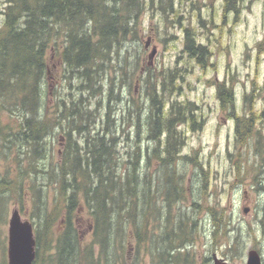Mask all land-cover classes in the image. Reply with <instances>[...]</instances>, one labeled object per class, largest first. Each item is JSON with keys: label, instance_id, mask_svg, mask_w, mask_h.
<instances>
[{"label": "trees", "instance_id": "trees-1", "mask_svg": "<svg viewBox=\"0 0 264 264\" xmlns=\"http://www.w3.org/2000/svg\"><path fill=\"white\" fill-rule=\"evenodd\" d=\"M240 2L225 0V11L238 9ZM4 5L0 136L5 141L19 139L34 173L40 170L35 162L47 157L46 141L56 129L62 130L66 141L57 166L45 170L50 183H55L54 200L45 202L42 197L49 182L35 191L33 264H141L138 257L143 252L151 256L152 264H199L188 247L196 241L198 222L193 214L198 208L210 212L213 236L222 230L228 238L224 253L235 263L232 250L238 238L230 241L229 235L238 233L230 227L228 213L214 203L209 206L193 199L188 204L191 197L183 184L184 173L177 168L179 159L200 167L204 188L209 171L196 152L181 154L186 135L180 125L188 122L196 129L202 122L194 103L169 97L182 88L178 68L154 73L155 57L152 64L149 56L145 62L146 42L138 34V20L147 0H4ZM164 6V12L174 11L171 0ZM193 35L185 29L184 51L204 67L210 62L209 46L196 43ZM258 47L264 49V38ZM57 64L68 90L51 104L46 101L47 83L51 67ZM140 65L147 76H141ZM75 80L79 82L74 85ZM137 81L146 88L145 101L135 93ZM126 90L130 98L125 97ZM91 97L99 99L94 102ZM218 97L233 110L240 143L260 132L257 120L264 119V112L260 116L239 112L227 82L220 83ZM125 108L127 125L136 127L137 137L141 138L145 125L147 141L156 142L147 155L140 143L128 152L129 158L118 150L116 123L125 117L117 116ZM2 115L13 118L17 129L3 122ZM155 158L158 165L152 168ZM27 169H21L22 174ZM0 181L12 192L24 183L18 176H2ZM259 187L264 193L263 180ZM82 208L90 213V240L83 236ZM261 221L264 231V213ZM130 248L135 252L132 262Z\"/></svg>", "mask_w": 264, "mask_h": 264}, {"label": "rangeland", "instance_id": "rangeland-1", "mask_svg": "<svg viewBox=\"0 0 264 264\" xmlns=\"http://www.w3.org/2000/svg\"><path fill=\"white\" fill-rule=\"evenodd\" d=\"M167 1L147 0L148 5L138 20V34L144 42L151 37V44L144 51L145 62L148 61L152 47L155 45L158 48L152 65L154 73L178 68V73L182 75L179 80L182 88L169 97L178 103H194L195 113L202 122L196 129L188 122L180 125L186 135L181 154L196 152L198 161L209 171L206 178L208 183L204 188L200 167L184 158L179 159L177 168L180 173H184L183 184L191 197L188 204L191 205L193 199L209 206L214 203L220 211L228 213L230 227H235V232L238 233L237 236L229 235L230 241L238 238L235 251L232 250L237 256L235 263H245L251 249L261 250L264 261V231L261 221L264 193L259 189L262 180L264 183V171L259 172V168L264 167V119L257 120L260 132L250 137L248 142L240 143L235 131V120L232 118L233 110L224 106L218 97L220 83L227 82L233 88L239 112L259 116L264 112V49L260 50L258 47L264 38V0H241L238 9L236 6V10L227 12L225 0H171L174 11L166 13L163 8ZM2 24L3 15L0 14V25ZM185 29L191 30L196 43L209 46L210 62L206 66L202 67L184 51ZM59 67V64L51 67V78L47 83V103L55 104V98L61 94L64 96L68 90V81L63 76V69ZM140 67L141 65L138 70H141V76H147V70ZM78 82L75 80L72 83L75 85ZM136 86V95L145 101V86L139 81ZM125 97H131L129 90L125 91ZM98 99L91 97L94 102ZM100 107L103 109L101 104ZM2 116L3 122H9L14 125V130L17 129L13 118ZM122 116L125 118L116 123L119 128L116 132L119 137L118 150L129 158L128 152L140 143L147 155L148 147H155L156 142L147 141L146 126H142L144 132L141 138L137 137L136 127H132L131 122L127 125V109L121 110L117 118ZM62 135L65 136L62 130L56 129L48 137L47 157L35 162L40 169L37 173L33 172L32 167H28L30 160L25 154L26 149L19 146V139L14 136V142L5 141L0 136V177L13 179L18 176V180L24 182L21 188L12 192L0 181V264H8L9 220L14 209L19 208L24 219L33 221L31 216L35 206L34 199H37L35 191L47 182L49 185L41 188L43 200H54L55 183H50V173L47 171L52 166H57L60 154L63 153L66 141H61ZM157 165L158 159L155 158L152 168ZM20 168L28 169L22 174ZM162 169L158 173L161 176ZM188 210L191 211L192 208ZM196 211L193 214L198 222L196 241L188 247L195 254L197 262L214 264V254L230 261V256L224 253L227 252L228 238L223 236L222 230L213 236L214 224L206 208H198ZM80 213L83 236L90 240L92 228L89 226V210L82 208ZM129 252L128 257L132 262L134 249L130 248ZM138 258L141 264H152L151 256L147 257L144 252Z\"/></svg>", "mask_w": 264, "mask_h": 264}, {"label": "water", "instance_id": "water-1", "mask_svg": "<svg viewBox=\"0 0 264 264\" xmlns=\"http://www.w3.org/2000/svg\"><path fill=\"white\" fill-rule=\"evenodd\" d=\"M149 44L150 40L146 42V47ZM157 51V47L154 46L149 53V64H152ZM35 258L36 238L33 223L23 219L19 209L16 208L9 220L8 264H33ZM213 259L214 264H238L218 257L216 254ZM243 264H262V256L258 250L251 249Z\"/></svg>", "mask_w": 264, "mask_h": 264}, {"label": "flooded vegetation", "instance_id": "flooded-vegetation-1", "mask_svg": "<svg viewBox=\"0 0 264 264\" xmlns=\"http://www.w3.org/2000/svg\"><path fill=\"white\" fill-rule=\"evenodd\" d=\"M3 6H5L4 5V0H0V14H1V12H2V10H3ZM2 28V25H0V29ZM150 40H151V37H150ZM63 140H65V137L62 135L61 136V141H63ZM64 142V141H63ZM264 262V261H263Z\"/></svg>", "mask_w": 264, "mask_h": 264}]
</instances>
